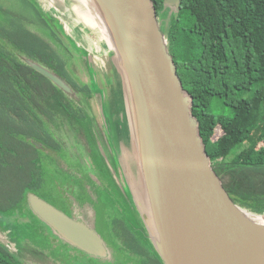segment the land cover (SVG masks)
Returning <instances> with one entry per match:
<instances>
[{
	"label": "trees",
	"instance_id": "obj_1",
	"mask_svg": "<svg viewBox=\"0 0 264 264\" xmlns=\"http://www.w3.org/2000/svg\"><path fill=\"white\" fill-rule=\"evenodd\" d=\"M17 1L16 9L0 4V169L15 168L19 173V184L15 183L19 193L8 195L6 204L0 203V213L4 217L18 213L27 219L2 225L10 230V240L18 250L28 251L39 241L46 242L43 233L50 229L27 205L36 179L34 149L27 138L39 141L42 129V137L47 136L46 127L53 124L59 110L70 111L66 101H73L72 85L80 81L61 54L68 52L57 33L65 36L63 26L42 10L38 0ZM163 1L152 0L179 79L192 97L191 113L198 121L211 166L237 205L262 215L264 0H181L177 12L164 10ZM29 23L35 24L34 31L38 26L43 32H33ZM69 41L87 66L88 96L102 95L87 52ZM31 63L54 74L68 90ZM16 140L24 141L31 153L20 155L17 142H22ZM146 241L152 246L148 237ZM0 264L26 263L0 243Z\"/></svg>",
	"mask_w": 264,
	"mask_h": 264
},
{
	"label": "water",
	"instance_id": "obj_2",
	"mask_svg": "<svg viewBox=\"0 0 264 264\" xmlns=\"http://www.w3.org/2000/svg\"><path fill=\"white\" fill-rule=\"evenodd\" d=\"M180 3L164 0L163 7L177 12ZM83 4L112 52L115 78L110 79L120 87L123 110V133L115 134L112 144L162 264H264V220L252 219L264 214L237 205L214 172L152 0ZM31 66L68 90L51 72ZM104 97L98 95L101 105ZM27 205L60 239L88 256L109 257L103 240L83 222L33 193Z\"/></svg>",
	"mask_w": 264,
	"mask_h": 264
},
{
	"label": "flooded vegetation",
	"instance_id": "obj_3",
	"mask_svg": "<svg viewBox=\"0 0 264 264\" xmlns=\"http://www.w3.org/2000/svg\"><path fill=\"white\" fill-rule=\"evenodd\" d=\"M0 4L2 5L1 2ZM49 23L52 25L53 21H49ZM34 25L29 23L28 27L33 32H43L38 26L37 29L39 31H34ZM63 49L65 50L64 47ZM61 54L70 62L73 76L80 83L72 85L75 90L72 95L73 101H66L70 111L63 112L59 110L60 114L54 116L53 124L46 127V131L49 130L47 136L45 138L42 137L45 134L42 129L40 131L42 136L38 139L39 141L27 138L34 149L32 156L36 179L33 181V189L35 191L33 194L41 198L40 190L44 180L47 177L50 178L54 173L58 174L62 177L61 180L65 181L62 192L70 200L69 204L71 206L69 213L59 211L73 220L83 222L100 236L95 228L96 211L88 202H98L105 209L106 214L102 224L106 234L103 237L100 236V238L103 240L105 236V239H107V245L104 240L103 242L109 251V256L113 253V250L120 255L124 253V250L137 256H139L137 252L149 250L154 252L152 259L155 263L162 264L153 246L146 241L147 232L145 226L133 206L122 178V172L118 167L116 156L109 145L106 135L107 122L103 115L105 99L103 98V104L101 105L97 96L95 97L93 94L88 96L87 90H90L89 79L84 81L82 76L77 73V71H86L88 74L87 66L80 56L74 62L71 54L66 52V50ZM77 63L84 69L79 68L76 70V67H78ZM96 108L100 109L104 121L101 118L100 120L98 119ZM21 142H17L18 153L20 155L31 153L30 148L24 146V141ZM17 175L19 176V173ZM16 182L19 184L18 177H15L13 184L7 185L6 191L1 193L0 203L3 205L7 203L6 197L8 195H17L19 193V185L15 184ZM71 185L73 187L79 186L82 190L87 191L91 198L87 201L81 199L83 201L78 203L81 206L80 210L78 204L69 198L71 194L67 189ZM18 215L22 218L20 214ZM43 234L47 236V241H39L33 249L28 251L24 247L19 251L17 245L13 242L11 243L14 244L15 249H13L14 247L12 248L11 244L9 246L0 243L11 253L21 256L26 264H67L64 257L57 251V248L65 243L68 245V254L72 253V248H77L60 239L51 229L50 232L45 230ZM9 235H11L10 230H8ZM8 238L10 239V237ZM80 252L83 253L82 251Z\"/></svg>",
	"mask_w": 264,
	"mask_h": 264
},
{
	"label": "rangeland",
	"instance_id": "obj_4",
	"mask_svg": "<svg viewBox=\"0 0 264 264\" xmlns=\"http://www.w3.org/2000/svg\"><path fill=\"white\" fill-rule=\"evenodd\" d=\"M4 7H8L11 9L18 8V1L12 0H0ZM38 3L42 10L47 13L50 12V15L56 18L57 23L61 24L65 32V36L58 33V37L62 40L63 45H65L68 49V52L71 54V58L75 62L78 57L79 53L75 51L69 39L75 42V44L80 48L87 52L89 57V65L94 72V77L96 82L100 85L102 89H104L105 97H104V104H103V115L107 121V128H106V135L109 141V145L114 154H116L113 144H112V137L115 134L123 133L122 127V96L120 92V87L118 83L110 78H115V71H114V64H113V56L112 52L108 47L104 34L101 32L99 25L97 24L96 20L94 19L93 22H89L86 19L87 15H91L90 11L88 10L87 6L83 3L76 4L73 1L65 0L64 8L70 12L72 15L71 21L63 15V7H58L53 5L49 0H38ZM51 6V7H50ZM48 8V9H47ZM45 9V10H44ZM57 10V11H56ZM60 14V15H59ZM93 17V16H92ZM56 25L55 22H53ZM52 26L54 27V25ZM33 29H36L33 27ZM107 45V46H106ZM76 70L82 68L79 63ZM75 67V65L73 64ZM84 69V68H82ZM77 73L82 76L84 81H88V74L86 71H77ZM220 107V105H219ZM221 109V107H220ZM96 115L98 119H102L101 111L99 108H96ZM104 121V119H102ZM115 146L117 147V142H114ZM118 148V147H117ZM124 155H127V149L124 145ZM119 152V150H117ZM123 155V153H122ZM116 156V155H115ZM117 159V158H116ZM117 164L119 169L122 172L121 165L117 159ZM18 175L15 172V168H4L0 169V195L1 193L6 191L7 185H12L13 180ZM58 174L54 173L50 176V178H46L42 184V188L40 190V196L44 199L47 203L51 204L53 207L61 210L65 213L70 212V200L64 196L62 190L64 189L65 181L61 180ZM122 178L125 182V179L122 174ZM13 179V180H12ZM126 185V183H125ZM67 191L71 194L69 198L74 200L77 204L81 201L90 200V196L87 191L82 190L79 186L73 187L71 185ZM39 194V192H38ZM83 199V200H81ZM96 211V219H95V228L98 230L100 236L103 237L106 234V230L102 224L103 218L105 219L106 211L102 207L101 204L98 202L90 201L88 202ZM78 208L80 210V204H78ZM134 206V204H133ZM135 208V206H134ZM26 218H20L18 213H14L12 216L4 217L0 216V242L3 244H7L10 246L11 240L8 238V230L2 225L3 222L10 223L14 220L24 221ZM104 242L107 245V239L105 236L103 238ZM13 244V243H12ZM11 244L12 248L14 247ZM64 245H60L57 248V251L61 254L62 257L67 261V264H157L152 259L154 257V252L147 250L146 252H137V255L128 253L124 251L121 255L116 253L113 250V253L109 257L105 258H95L88 256L86 254L81 253L77 249L72 248V253H67V247ZM108 247V246H107ZM15 249V247L13 248ZM59 260V259H58ZM31 263V261H30Z\"/></svg>",
	"mask_w": 264,
	"mask_h": 264
},
{
	"label": "bare ground",
	"instance_id": "obj_5",
	"mask_svg": "<svg viewBox=\"0 0 264 264\" xmlns=\"http://www.w3.org/2000/svg\"><path fill=\"white\" fill-rule=\"evenodd\" d=\"M53 5H55V6H58V7H63L64 6V2H65V0H49ZM69 1H73V2H75L76 4H79V2L80 3H85L86 4V1L87 0H69ZM51 7V6H50ZM48 9V8H47ZM63 9H64V11H63V15L64 16H66V18L68 19V20H70L71 21V19H72V15L70 14V12H68L64 7H63ZM45 10V9H44ZM57 11V10H56ZM48 14L50 13V12H47ZM60 15V14H59ZM47 17H49V16H47ZM86 19H87V21H89V22H93V17L90 15H87L86 16ZM53 24V23H52ZM60 27V26H59ZM13 34V33H12ZM14 35V34H13ZM18 37V36H17ZM73 42V41H72ZM107 46V45H106ZM89 79V78H88ZM254 221H261L262 219L264 220V217H262V218H259L258 219V217H253L252 218Z\"/></svg>",
	"mask_w": 264,
	"mask_h": 264
}]
</instances>
